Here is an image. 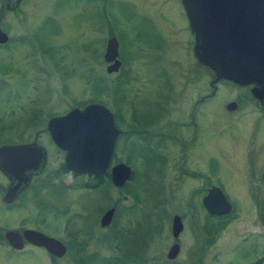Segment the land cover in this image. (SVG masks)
Segmentation results:
<instances>
[{"label": "rangeland", "instance_id": "1", "mask_svg": "<svg viewBox=\"0 0 264 264\" xmlns=\"http://www.w3.org/2000/svg\"><path fill=\"white\" fill-rule=\"evenodd\" d=\"M53 2L22 0L20 6L8 12L2 9L4 1L0 0V28L10 37L9 42L0 44V143L35 139L46 148L44 171L33 179L45 180L38 194L42 206L57 209L53 216L55 228L49 223L45 231L65 244V253L55 263L39 247L15 251L0 245V264H154L135 261L136 251L145 242L149 252L165 245L166 228L170 227L173 212L179 214L182 221V229L177 237L170 235V241H176L181 250L173 264H198V259L201 264H264V202L250 199L249 177L238 166V163L246 161L249 167L247 172L251 175L258 177L264 173V113L256 110L248 92H245V97L240 95V85L223 79L214 82V99L205 100L202 106L203 115H212L219 120L218 182L233 201L230 211L218 220L224 222L223 227L217 232V229L214 230L208 242L199 229L205 219L203 212L191 217L187 212L181 216V212L186 210L182 208V198H179L184 194V186L175 190L168 184L167 170L159 171L154 166L146 168L140 165L137 167V181L145 179V187L155 197L154 211L150 217L144 218L138 206L128 215L125 214L126 217H132L135 225L125 236L123 248L116 251L104 243L107 239L117 244L111 236L114 227L109 230L111 232L105 230L102 233L96 225V214L107 195L114 197L116 190L105 183L89 194H80L86 203L84 212V206L71 195L75 193L68 189L69 173L61 169L63 154L50 141L45 124L49 117L62 114L73 106L81 108L89 102H107L115 107L116 100L127 93L130 95L132 87L119 85L116 88L112 76L102 78L99 60L94 58L90 62L94 71L90 79H86L88 71L85 68L83 27L89 23L88 20L86 22L87 17L82 14L71 21L69 11L59 12L56 14L59 28L52 35L50 30L55 25L54 20L47 19L40 28L37 25L44 15L51 12ZM157 3L160 4L156 7ZM100 4H104L109 13L106 17H100ZM87 5L91 25H102L100 21L110 17L108 20L113 22L112 30L119 36L120 46L130 57V67L139 63L143 72L152 65L172 70L189 60V35L180 0H96L95 3L91 0ZM158 9L163 14L160 18L153 14L157 15ZM92 36L95 48L102 37L96 33H92ZM16 40H19L18 46L14 43ZM212 77V73L204 66L202 81L207 91L210 90L207 82ZM239 96L243 100H240L242 104L237 110L228 112L223 108L225 101ZM228 116H239V119L247 120L246 124L238 125L239 119L228 118L232 120L226 125ZM255 120L256 137L254 141H247L244 136ZM17 132H21L20 138ZM245 146L249 149L246 150ZM136 183H133L135 188ZM259 183L264 196V180ZM162 195L167 196L166 201H163ZM21 211L12 214L16 217ZM80 213L82 215L78 216ZM43 217L49 222L52 215L44 214ZM0 222L5 223L6 218L0 217ZM218 222L215 220V223ZM70 225L73 230L69 233ZM160 226L162 229L159 233ZM144 238L143 243L141 241ZM201 246L203 250L198 251ZM78 247L83 249L81 259L84 262L77 255ZM149 252H145V255ZM112 258L115 262L106 260Z\"/></svg>", "mask_w": 264, "mask_h": 264}, {"label": "flooded vegetation", "instance_id": "2", "mask_svg": "<svg viewBox=\"0 0 264 264\" xmlns=\"http://www.w3.org/2000/svg\"><path fill=\"white\" fill-rule=\"evenodd\" d=\"M3 1L4 8L8 12L15 10L22 2V0H19V2L15 4V0H13V2L8 0L6 6V0ZM71 1L72 2H70V0H63V2L59 3L57 0H54V2L51 3V12L44 15L38 22L37 26L39 28L41 26L43 27L47 19H50L51 21L54 20L55 25L53 29L50 30V34L54 35L58 31L57 28H59L57 16L59 12L69 11L68 13L71 16V21L72 19H75V16L80 17L83 14L84 17H87L86 22L87 20L89 22L87 26L83 27L85 68L88 71L86 79L89 80L91 72L94 71L90 64L91 58H94L99 60V73H101L102 78L107 79V75L112 76L111 80L114 81L116 88H118L119 85H130L132 87L129 92L130 95L127 93L126 96H121L119 100H116L115 107L107 102H99L110 111L112 122L117 133L114 138L107 166L101 173L94 175L86 172H68L70 176V181L67 185L68 189H70L71 192L78 194L77 196L71 194L73 199H78V201L84 206L85 212L86 203L84 204V196L81 197L80 194H83V192L89 194L105 183H109L115 188L116 195L114 197L111 194L107 195L105 203L99 208V211L96 214L95 221L99 229L102 230V233L105 232V230L109 231L114 227V231H112L113 235L111 236H113L117 242V248L121 249L123 248L126 239L125 236L135 225L132 217H126L125 214L127 213L128 215L131 210L139 206L142 211V216L148 218L155 208V197L153 195L151 196L149 188L145 187V179H139V181H137V167L141 165L146 168H153L152 166H154L159 168V171L167 170V180L171 187H174L175 190H177V188L180 189L181 186H184V194L180 195L179 198H182V208H185L186 210L181 212V216L185 215L187 212H189L190 217L197 214V212L198 214L203 212L205 214V219L199 225V229L200 234H204L205 239L209 242L213 231L218 225V223H215V220L218 222L219 216L224 214H209L203 207V198L207 195L209 189L212 187H218L231 204L233 201L218 182L219 144L217 134L220 129V126L218 127L219 120L215 119L212 115H203L202 110L203 102L211 99L216 94V84H210L212 77L207 82V86L210 90L207 91V89H204L203 87L202 70L204 66L192 55V39L184 11L183 15L187 23V31L189 35L187 49L189 60L183 66L174 67L172 70L165 66L152 65L146 70V72H143L140 70L139 63H134V67L129 66L130 62L128 61V58L130 57L120 46L119 36L112 30L113 22L108 20L110 17L104 18L100 21L102 25H91V17L88 15L89 12L86 9L88 6L87 3H90L91 0ZM92 1L95 3L96 0ZM159 4L160 3H157L156 7ZM99 8L102 10V15H100V17H106L109 15L105 10L104 4H100ZM156 13L158 14L156 15L153 12L155 17L158 16V18L163 15L159 9ZM92 33L99 34L102 37L101 41L95 46V48H93L92 45L94 39ZM109 38L115 39L117 54L115 59L106 62L104 60V53L106 49V41ZM7 41H10L8 34L6 42ZM14 43L18 46L19 40H16ZM114 60H117L119 64L116 71L107 72L106 69L108 65L112 64ZM154 63L153 60L152 64ZM209 72L212 73L210 70ZM251 87L252 85L239 86V88L242 89V92H240L242 94L240 95L245 97V92H248L251 96V100H253L255 104L256 110L264 113V100L260 101L253 97L250 92ZM242 97L239 96L225 101L222 105L223 108L228 112H234L241 106L242 102H240V100ZM230 102H234V108L232 109L227 108V104ZM228 118L238 120L240 117L228 116L227 119ZM230 120L232 119L225 120V124L227 125ZM245 121L247 120L239 119L240 124L238 125H245ZM256 124V120L253 121L247 134H245L244 138H246L247 141H254V138L256 137L255 129L257 128L254 129V126ZM17 134L20 138L21 132H17ZM262 141L264 145V137L262 138ZM24 142L28 141H6L1 142L0 144ZM244 148H246V150L249 149L247 146ZM44 149L45 160L41 171L36 175H32L28 183L22 188L17 189L13 197L9 196L4 198V193L10 186L11 181L0 172V217L6 218L5 223L0 222V245L7 246L9 249L15 251H22L32 247H39L44 251L45 249L27 242L23 237L22 247L20 249L11 247L4 237L5 232L8 230L15 231L19 235H22V232L26 229L36 230L47 236L55 237L47 233L45 227L51 223L53 228H55L53 222L55 218H53V216L55 217V211L57 209L53 208V206L50 208L47 205L42 206V199L38 194L41 191V188H43L45 180L42 178L33 179L40 176L44 171L47 161V150L45 147ZM55 149L60 151L64 156L63 150L56 146ZM119 163L128 166L129 174L120 186H116L113 185L111 181V168ZM238 166L239 169L243 168L249 177L248 188H250V199L252 201L264 202V196L261 194L259 183L264 180V173H261L258 177L251 175L250 172H247L249 167L246 161L240 164L238 163ZM239 169L238 171H240ZM188 180L190 182L194 181V184H190ZM134 182H137L135 184L137 185L136 188L133 184ZM187 184L188 190L186 189ZM139 194H141V196ZM161 198L163 201L167 200L166 195L165 197L162 195ZM20 209L22 210L21 213H19L20 215L14 217L12 213L15 212L18 214V210ZM109 209L112 210L109 223L100 226V217ZM175 211L179 212V210ZM122 213L124 214L123 216H121ZM44 214H49L50 217L52 215L51 221H46L43 217ZM174 214L177 213L173 212L171 218ZM81 215L82 213L78 216ZM177 215L181 221L180 215ZM73 216L76 215L73 214ZM69 227L70 233L73 228L71 225ZM161 229L162 227L160 226L158 229L159 233ZM166 229L167 236L165 238V245L158 250L153 248L152 251L150 250L149 252L147 248H145L146 242L144 243V241L146 238L148 240L150 236L144 238L141 241L144 244L139 247L138 252L136 251L135 261L141 263L155 262L154 264L175 263L177 256H180L181 250L176 241H170L171 220L170 227H167ZM108 237L110 238V236H107V238ZM173 243L178 245V251L174 258L169 259L167 257V252ZM202 248V246L199 247L198 251H202ZM145 252H149V254L145 255ZM47 255L55 263L59 258L54 257L49 253H47ZM122 263L125 264L124 262ZM197 263L201 264L200 259L197 260Z\"/></svg>", "mask_w": 264, "mask_h": 264}, {"label": "water", "instance_id": "3", "mask_svg": "<svg viewBox=\"0 0 264 264\" xmlns=\"http://www.w3.org/2000/svg\"><path fill=\"white\" fill-rule=\"evenodd\" d=\"M19 0H15L17 4ZM186 15L192 39V55L212 73L210 84L225 79L236 85H252L250 92L264 100V0H180ZM8 0H6V6ZM7 34L0 28V44ZM117 54L116 41H106L104 60L109 62ZM118 61L108 65L106 71H116ZM234 108V102L227 104ZM45 129L50 140L64 151L63 167L67 172H86L97 175L107 166L117 130L110 111L102 104L89 102L81 108L73 106L62 114L47 119ZM45 149L36 141L0 144V172L11 181L4 198L13 197L17 189L25 186L32 175L38 174L44 164ZM129 174L128 166L119 163L111 168L113 185L120 186ZM209 214H226L231 203L218 187L209 189L202 200ZM112 210L100 217V226L110 221ZM182 229L177 214L171 218V236ZM4 237L13 248L22 247V237L40 246L54 257L65 253L59 239L36 230L26 229L19 235L8 230ZM178 251L173 243L167 252L172 259Z\"/></svg>", "mask_w": 264, "mask_h": 264}, {"label": "trees", "instance_id": "4", "mask_svg": "<svg viewBox=\"0 0 264 264\" xmlns=\"http://www.w3.org/2000/svg\"><path fill=\"white\" fill-rule=\"evenodd\" d=\"M2 9L3 10H5V8L4 7H2ZM61 169L63 170V171H65V169L63 168V164H61ZM224 216H226V214H224V215H220L219 216V219H221V218H223ZM223 225H224V222L223 221H219L218 222V225H217V230H216V232L217 231H219V229L220 228H222L223 227ZM110 241V240H109ZM108 240H105V242L104 243H107L108 245H109V247L110 248H114L116 251L118 250V248H117V245H116V243H114V241H111V242H109ZM82 246H83V243H82ZM77 249V255L79 256L80 255V259H81V255H82V251H83V249H82V247H78V248H76ZM106 260H111V261H114L115 259L114 258H112V259H106ZM81 262H84V260L83 259H81ZM115 262V261H114ZM82 264V263H81Z\"/></svg>", "mask_w": 264, "mask_h": 264}]
</instances>
